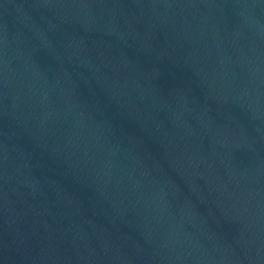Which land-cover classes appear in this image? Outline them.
<instances>
[{
  "label": "water",
  "instance_id": "obj_1",
  "mask_svg": "<svg viewBox=\"0 0 264 264\" xmlns=\"http://www.w3.org/2000/svg\"><path fill=\"white\" fill-rule=\"evenodd\" d=\"M0 264H264V0H0Z\"/></svg>",
  "mask_w": 264,
  "mask_h": 264
}]
</instances>
